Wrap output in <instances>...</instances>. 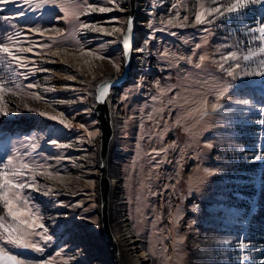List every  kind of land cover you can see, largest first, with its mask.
<instances>
[{"label":"rangeland","instance_id":"374dc122","mask_svg":"<svg viewBox=\"0 0 264 264\" xmlns=\"http://www.w3.org/2000/svg\"><path fill=\"white\" fill-rule=\"evenodd\" d=\"M73 2L58 0L67 7V20L58 6L33 11L23 0L0 5V46L9 45L27 64L18 67L0 53V83L14 90L0 92V159L22 155L46 166L38 172L52 173L34 175L37 189L24 190L52 236L47 242L34 237L44 251L0 241L30 264H114L100 229L99 128L92 103L96 82L122 70L120 38L128 0H88L112 9L78 18L101 31H74ZM139 2L145 12V28H136L139 43L134 48L140 69L133 70L134 58L129 82L113 91L116 132L109 171L120 186L111 196L113 232L116 236L128 227L151 264H264V241L259 233H249L264 188V159H255L264 155V81L234 78L220 67L245 63L242 57L249 49L257 53L253 68L264 59L258 52L264 42L253 39L259 33L248 31L264 21V6L249 5L240 14L222 17L209 16L207 9L229 0ZM197 13L204 14V23H196ZM18 47L31 51L18 52ZM70 49L105 59L71 56L66 54ZM232 51L238 60L225 64L222 56ZM29 83L38 87L29 89ZM223 87L228 91L217 100ZM204 100L221 107L212 112ZM201 107L208 113L203 119L194 111Z\"/></svg>","mask_w":264,"mask_h":264},{"label":"snow or ice","instance_id":"6c2138e0","mask_svg":"<svg viewBox=\"0 0 264 264\" xmlns=\"http://www.w3.org/2000/svg\"><path fill=\"white\" fill-rule=\"evenodd\" d=\"M108 3H113L114 0H107ZM215 2V0H213ZM15 4L16 0H0V5H8ZM23 3L26 4L30 9L35 11L36 9L44 8L45 5H53L61 8L62 11L65 12V18L68 19L69 13L67 7L63 3H58V0H23ZM87 5V7H86ZM249 5H259L264 6V0H229L225 4L220 7L209 8L207 9V14L209 16L213 15V13H219L220 16H225L226 14H240L243 10L247 9ZM20 6V5H17ZM73 7L75 8V12H73L72 20L70 21L73 24L74 31L79 30H90V31H101L100 28L96 26V24H90L86 22H79L78 18L80 15H84L85 13H106L112 11L111 8L108 7H99L97 8L94 4L89 5L88 0H81V3L73 2ZM116 7H119V4H116ZM223 9V11L221 10ZM20 15L24 16L26 13L21 7ZM203 13L196 14V23L201 24L204 23L205 20L202 19ZM188 18L185 16L184 20L186 21ZM31 31L41 32L39 28H32ZM46 30V29H45ZM128 30H131V21H128ZM120 31L119 28H113L112 32ZM207 31V29H205ZM249 34L251 33H259L258 37H253V39H259L264 42V21H262L258 26L252 27L249 30ZM16 36H19V33H16ZM14 41L13 37L9 38ZM35 46V45H33ZM42 47H50V45H43ZM123 47L125 50V55H127L128 51V37L125 35L123 40ZM197 48L200 47L198 44ZM18 52H29L31 48H20L16 49ZM259 53H264V46L259 47ZM0 53L5 54L10 57L13 61L17 62V66L21 68H26L27 64L23 61L24 57L17 56L16 52L12 51V48L9 45L0 46ZM195 54V53H194ZM256 51L249 49L247 55H243L242 59L245 63H236L234 68L233 65H228L227 68L224 67V64H221L220 67L227 72V75L232 76L234 78L240 77L243 78H253L249 80L259 79L260 81H264V59L259 60L257 67L253 68L251 66L252 57L256 55ZM89 56L95 55L97 59H105V57L100 56L98 53H94L89 51L87 53ZM183 59V57H181ZM205 59L204 55L200 56V60L203 61ZM222 59L225 64L229 60L237 61L238 54L236 51H232L231 53L225 54L222 56ZM87 63V61H86ZM188 63L192 64L193 61L191 57L188 58ZM195 68L200 69L201 64L196 63ZM235 69H240L239 72L235 71ZM41 70V69H36ZM119 71V68L117 67ZM34 74V71L31 73ZM25 79L28 78V74H25ZM38 85L29 83L27 84V88H35ZM8 91L13 92L12 88H6L3 83H0V92ZM108 91V86H105L103 91L100 93L98 100L103 102L101 97ZM228 91V87H223L222 90L219 91L216 99L219 100L220 97L224 95ZM36 99H40L37 95ZM173 99L168 101L169 104L173 102ZM243 103L247 104V101H243ZM210 104V108L212 112H217L221 105L218 103H212L210 101L204 100L203 105ZM194 111L199 112L200 118L203 119L204 116L208 115L207 111L201 107L198 109H194ZM4 115H7V111L3 112ZM41 116H44L45 113L41 112ZM191 115V113H190ZM50 119H54V117H50ZM61 123L64 121L61 120ZM89 136L94 135V133L89 132ZM55 143V141H53ZM207 147L211 148L212 145L209 144ZM31 155V154H30ZM255 159L260 160L264 159V155H257ZM44 164L35 165L34 160H24L22 155L16 156L15 154L9 156L7 161L0 159V205H2L4 209V216H0V241H4L6 244L15 246L21 249H33L36 252L42 253L44 249L39 245V242L34 239V237L39 236L44 241H50L52 239L51 235H48V227L44 223V217L41 214L40 208L32 202L31 196L25 194L24 190L27 188H31L33 191L37 189V184L34 179V175L36 174H46L51 176L52 173L38 172V168H45ZM29 173H32L33 176L29 177ZM213 173H209L212 175ZM51 192L49 189L45 192V195H48ZM37 229H42L43 232L36 231ZM0 264H30V261L27 259L18 258V254H11L10 251L5 250L3 246H0ZM43 264H49L48 261H44Z\"/></svg>","mask_w":264,"mask_h":264},{"label":"water","instance_id":"95a60500","mask_svg":"<svg viewBox=\"0 0 264 264\" xmlns=\"http://www.w3.org/2000/svg\"><path fill=\"white\" fill-rule=\"evenodd\" d=\"M136 0H128V14L124 31L121 33L120 45L122 51V70L117 75L103 76L96 82L93 87V103L92 108L95 113L98 128H99V147H98V194H99V213H100V229L102 237L105 242L110 246L112 261L114 264H120L121 256L118 248L117 241L114 237L111 212H110V171H109V158L110 150L115 136V120L113 111V91L116 88L123 87L129 82L132 75V61L131 53L133 48L139 43L136 33L132 28L134 21ZM131 21V30H128V21ZM125 35L128 37V51L125 55L123 47V40ZM105 86H108V91L101 99L98 100L100 93Z\"/></svg>","mask_w":264,"mask_h":264},{"label":"bare ground","instance_id":"6f19581e","mask_svg":"<svg viewBox=\"0 0 264 264\" xmlns=\"http://www.w3.org/2000/svg\"><path fill=\"white\" fill-rule=\"evenodd\" d=\"M136 2H137V0H136ZM144 14H145V12H144L143 5L140 2H139V5H137V3H136L135 11H134V17L136 15L138 19L136 18V20H137L136 24H134V21H133V25H132V28L135 31V33H136V28H140V29L145 28V22H144L145 17L143 16ZM121 31L122 30H120L116 33L120 34ZM72 50L73 49L67 50L66 54H70L71 56L84 54L86 56L87 53L89 52L88 50H84V49H79V51L74 50L75 52ZM137 52H138V49L133 48L132 53H131L132 68H133V61L135 58L134 56H135V53H137ZM57 54H59V53H57ZM76 57H75V59H76ZM135 59H136L135 60V63H136L138 61L137 57ZM139 69H140L139 63H136L133 70L137 71ZM114 120H115V116H114ZM114 122H115V128H116V120ZM117 181H116V179L112 180V181L110 179V197L112 196L113 199L115 197L114 193H116L115 190H117V188L120 187L119 185H117V183H116ZM110 204H111V201H110ZM122 234L123 235L125 234V235L122 237ZM114 237L117 241L118 248L120 251V256H121L120 264H151L148 257H147L146 252L140 247V245L136 244V239L133 238L128 227H125V230L122 231L121 234L116 235V236L114 234ZM124 238H127V239H124Z\"/></svg>","mask_w":264,"mask_h":264},{"label":"trees","instance_id":"16d2710c","mask_svg":"<svg viewBox=\"0 0 264 264\" xmlns=\"http://www.w3.org/2000/svg\"><path fill=\"white\" fill-rule=\"evenodd\" d=\"M259 207L256 208L255 211L252 212L251 223L249 227V233H259L260 241H264V188L259 190Z\"/></svg>","mask_w":264,"mask_h":264}]
</instances>
